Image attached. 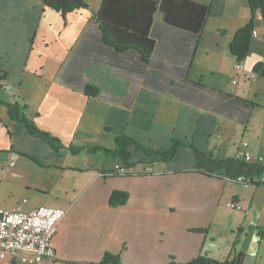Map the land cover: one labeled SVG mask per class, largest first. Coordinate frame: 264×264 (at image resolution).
Listing matches in <instances>:
<instances>
[{
    "label": "crops",
    "instance_id": "1",
    "mask_svg": "<svg viewBox=\"0 0 264 264\" xmlns=\"http://www.w3.org/2000/svg\"><path fill=\"white\" fill-rule=\"evenodd\" d=\"M84 1L87 9L62 15L43 0H0V209L65 210L52 242L56 257L40 264L97 263L106 252L123 264H168L171 257L188 263L199 254L222 261L235 241L243 264H264L258 235L264 231V186L238 184L224 170L196 172L191 148L220 160L235 159L241 141L253 156L264 149V77L253 71L264 65V42L251 36L242 62L228 49L250 17L247 1L194 0L209 4L195 46L157 12L148 63L135 51L116 53L105 45L92 19L101 0ZM261 17L257 11L258 35L264 33ZM87 84L98 86L99 94L85 96ZM174 89L189 100L177 99ZM223 95L257 105L247 125L241 123L246 108ZM15 102L25 121L11 120L6 105ZM257 120L260 138L251 134ZM27 123L55 139V147L30 133ZM123 134L159 152L174 139L182 145L168 163L132 147L135 166L112 176L107 169L122 161L88 148L114 150ZM146 165L149 174L142 173ZM247 165L237 172L256 179L260 170ZM114 191L129 197L112 208ZM229 200L242 210L226 208ZM0 264L36 263L15 253Z\"/></svg>",
    "mask_w": 264,
    "mask_h": 264
},
{
    "label": "trees",
    "instance_id": "2",
    "mask_svg": "<svg viewBox=\"0 0 264 264\" xmlns=\"http://www.w3.org/2000/svg\"><path fill=\"white\" fill-rule=\"evenodd\" d=\"M211 1V0H210ZM250 10V17L247 23L234 32L228 47L229 52L236 58L237 61L242 62L246 57L248 48L250 47V41L252 32H254L256 12L261 13V18L264 23V0H246ZM44 4L55 9L56 12L64 15L67 12H73L81 8H88L84 0H43ZM160 12L162 13L164 24L168 27L178 29V31L189 34L193 38V45H197L198 37L204 30V24L206 17L209 14V4L199 3L194 0H101L100 6L96 12L92 14V19L98 23L101 31L104 44L113 48L116 53H123L127 50L135 51L141 57L142 62L148 63L154 52L155 42L150 38V29H152L154 15ZM193 46V47H194ZM189 67V65H188ZM255 74L264 77V65L262 63L253 66ZM192 83V82H188ZM185 82L180 84L181 88L187 89ZM201 88L207 89L206 86L201 84H193ZM1 89V85H0ZM191 89V88H190ZM208 90V89H207ZM210 90V89H209ZM208 90V91H209ZM215 91V90H212ZM85 96L94 97L99 94V87L94 85H85L82 89ZM174 89L173 95L177 99L188 101L189 99L180 97ZM182 93V92H181ZM222 92H219V94ZM223 98L237 102L241 106L246 108V114L244 115L241 123L247 125L249 120V113L251 109L257 107L256 104L239 100L237 98H231L230 96L223 95ZM8 114L11 120L25 121L24 108L15 102L13 104L6 105ZM28 124V123H27ZM30 133H36L43 140L55 147L57 142L49 135L43 132H39L37 128L31 124L27 125ZM182 145V142L172 141L171 147L159 152L157 150L148 149L138 141L129 138L127 135L117 136L115 138V149H104L98 146L89 147L88 150L91 153L104 152L105 154L112 155L113 158H119L123 165L118 170L107 169V173L115 176L122 173L124 170H130L135 165L130 162V149L133 147L136 151H140L146 157H154L157 161L162 163H168L172 160L177 152L178 147ZM196 158V172L204 173V175H216L218 170H224L230 177L236 179L240 176V172L237 171L248 168L247 163L236 161L235 159H215L213 153L200 152L193 146ZM82 149H71L74 154ZM260 170L258 167L255 170ZM241 170V171H242ZM127 192L114 191L108 198V204L115 208L119 205H123L127 198ZM193 231H203V229H194ZM260 239L264 240V231L258 233ZM237 242L235 241L232 247L231 254L222 261L211 259L206 255L199 254L193 260L188 263H176L175 259L171 257V261L168 264H243V255L241 253H235L234 247ZM66 264H123L120 261L119 255L106 252L103 258L97 262H69Z\"/></svg>",
    "mask_w": 264,
    "mask_h": 264
},
{
    "label": "built area",
    "instance_id": "3",
    "mask_svg": "<svg viewBox=\"0 0 264 264\" xmlns=\"http://www.w3.org/2000/svg\"><path fill=\"white\" fill-rule=\"evenodd\" d=\"M252 37L264 42V33L258 35L252 33ZM235 69L240 71L239 63ZM233 83H235L233 81ZM236 161L254 165L260 169L258 177L238 176L236 183L242 185H263L264 186V149L257 156H253L248 150V143L241 141L234 155ZM14 162L8 164L12 167ZM121 166H115L113 170H119ZM143 174L151 173V167L142 169ZM2 176L0 175V182ZM23 202H25L23 200ZM225 207L234 211H241L242 207L234 200L225 202ZM65 215V210L40 206L30 212L21 211V205H16L12 210L3 211L0 209V261L15 253L32 256L36 264L44 260L53 261L56 253L53 247V239L57 227Z\"/></svg>",
    "mask_w": 264,
    "mask_h": 264
},
{
    "label": "rangeland",
    "instance_id": "4",
    "mask_svg": "<svg viewBox=\"0 0 264 264\" xmlns=\"http://www.w3.org/2000/svg\"><path fill=\"white\" fill-rule=\"evenodd\" d=\"M53 9V8H52ZM258 121V123L257 124H255V126H253V127H251V134H252V136L254 137V138H260L261 136V125H262V122L260 121V120H257ZM146 166H149V167H151L150 165H146ZM145 166V167H146ZM144 167V168H145Z\"/></svg>",
    "mask_w": 264,
    "mask_h": 264
}]
</instances>
